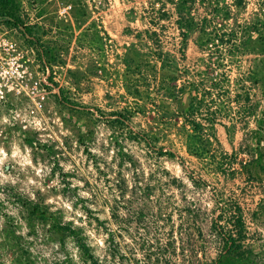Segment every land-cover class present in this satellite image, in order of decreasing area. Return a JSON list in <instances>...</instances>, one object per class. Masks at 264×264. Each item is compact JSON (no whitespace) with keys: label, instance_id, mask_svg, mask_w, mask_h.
Here are the masks:
<instances>
[{"label":"rangeland","instance_id":"374dc122","mask_svg":"<svg viewBox=\"0 0 264 264\" xmlns=\"http://www.w3.org/2000/svg\"><path fill=\"white\" fill-rule=\"evenodd\" d=\"M0 30V264H264V168L200 152L264 134V0H0Z\"/></svg>","mask_w":264,"mask_h":264},{"label":"trees","instance_id":"16d2710c","mask_svg":"<svg viewBox=\"0 0 264 264\" xmlns=\"http://www.w3.org/2000/svg\"><path fill=\"white\" fill-rule=\"evenodd\" d=\"M243 1V0H240ZM242 3V2H240ZM184 33V32H182ZM223 79L227 80L226 74L222 75ZM222 79V81H223ZM220 82H215V85L217 87H220ZM218 94H222L223 90L218 89ZM209 96L210 99L213 98V91L210 88H204L203 92H198L196 95L193 96V99L191 101L189 111L187 114L191 117L190 121L195 124L196 131L203 133V129L205 128V125L199 122L194 116L202 114V104L205 101V97ZM220 109H213L211 107H208L206 110V114H204L203 118L208 121L212 122L214 120L215 115L218 113H221ZM203 115V114H202ZM257 146L255 150H252V148L249 145H246L240 149L239 152H234L232 154L229 153H222L221 155H217L215 153L210 152L209 148L207 146H204L202 150L200 151L201 154H208L210 157L217 162V165L221 171H227V169L230 170L231 173L235 172H241L245 175H247L248 178L254 177V168H264V147H263V139L264 134L262 131L257 130L256 134L254 135ZM165 153V152H164ZM172 155V152H166ZM239 162L240 167L237 168L235 166L227 167L228 165H232L234 162ZM238 210L231 213L232 219L229 221L232 228H230L234 233H231L227 230V234H225V242L227 245L226 253L232 254V253H239L241 246V241L245 237V223L243 216L241 214L240 206H236ZM222 210V213L218 214L219 217H223V211L224 206L220 207ZM215 226L219 227L220 229H225L224 225L220 222H215Z\"/></svg>","mask_w":264,"mask_h":264},{"label":"built area","instance_id":"2783aa9c","mask_svg":"<svg viewBox=\"0 0 264 264\" xmlns=\"http://www.w3.org/2000/svg\"><path fill=\"white\" fill-rule=\"evenodd\" d=\"M72 4L64 5V12H70ZM23 29V27L21 26ZM23 63L16 55L13 43L5 38V33L0 30V87L8 86L20 81L24 76Z\"/></svg>","mask_w":264,"mask_h":264}]
</instances>
